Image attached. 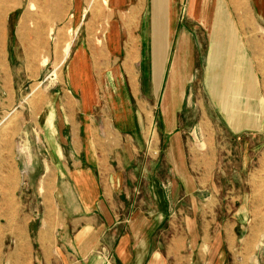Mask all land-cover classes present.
I'll list each match as a JSON object with an SVG mask.
<instances>
[{
    "label": "rangeland",
    "instance_id": "obj_1",
    "mask_svg": "<svg viewBox=\"0 0 264 264\" xmlns=\"http://www.w3.org/2000/svg\"><path fill=\"white\" fill-rule=\"evenodd\" d=\"M90 1H84L86 17L75 33L71 0H0V205L11 202L28 218L42 215L49 194L41 188L48 164L41 129L52 137L73 51L84 41L97 57L95 48L105 44L109 29L108 40L113 28L117 42L119 20L131 44L124 19L136 18L131 32L137 58L129 72L134 92H141L133 110L143 112L146 126L139 154L165 169L163 152L176 134L193 185L178 187L172 197L157 183L163 204L156 212L139 207L148 195L134 186L128 207L118 210L120 220L127 226L146 214L167 237H199L185 248L198 247L204 255L187 264H264V0H162V6L157 0H108L100 17ZM18 18L45 39L36 43L44 48L45 64L23 62L38 48L23 53L16 47ZM68 40L72 46L63 61ZM180 195L185 197L177 203ZM178 260L171 257L168 264Z\"/></svg>",
    "mask_w": 264,
    "mask_h": 264
},
{
    "label": "crops",
    "instance_id": "obj_2",
    "mask_svg": "<svg viewBox=\"0 0 264 264\" xmlns=\"http://www.w3.org/2000/svg\"><path fill=\"white\" fill-rule=\"evenodd\" d=\"M84 1L71 0V17L77 24L73 27L75 33L86 17ZM123 1L115 0V4ZM68 14L65 11L61 15ZM116 23L117 42L113 28L108 40L109 29L105 44L95 48L97 57L84 41L73 51L67 67V89L63 93L65 104L58 110L59 119L53 120L52 137L46 134L45 126L41 129L42 145L48 156L41 188L47 186L48 199L42 215L34 218L15 212L11 202H5L4 207L0 205V264H168L171 257H179L175 264H187L188 258L204 255V250L198 247L185 248L191 237L179 233L167 237L160 231L161 223L157 219L152 222L146 214L137 216L127 226L118 216L119 209L128 207L134 186L143 188V193L148 195L142 198L139 207L156 212L163 204V200L157 201V183L162 190L169 189L173 197L178 187L193 185V175L176 134L163 152L165 169H157V160L149 162L145 155L139 154L142 140L145 142L142 133L146 126L143 112L133 110V102H138L141 92H134L129 72L136 62L131 59L137 58L131 32L136 18L124 19L131 44L125 42L121 21ZM15 33L16 47L23 53L34 44L41 49H35L34 55L24 54L27 60L23 62L38 65L47 62H43L47 59L43 46L36 44L45 39L33 36L27 22L18 18ZM163 45V41L157 44L159 60ZM82 53L87 60L85 72ZM163 171L167 173L164 175ZM146 187L151 190L146 191ZM18 189L19 185L13 191ZM193 193L192 189L189 194ZM183 197L180 195L176 202ZM164 241L167 244L162 247L159 242Z\"/></svg>",
    "mask_w": 264,
    "mask_h": 264
},
{
    "label": "bare ground",
    "instance_id": "obj_3",
    "mask_svg": "<svg viewBox=\"0 0 264 264\" xmlns=\"http://www.w3.org/2000/svg\"><path fill=\"white\" fill-rule=\"evenodd\" d=\"M157 3H158V6L159 5L160 6L163 5L162 0H157ZM107 5H108V0H91L90 1V7L89 8L91 10H92V8H96L97 11H98V16L100 17V16L103 15L104 6H107ZM157 41H158V38H157ZM71 46H72V40H68L65 43L64 48H63V52H64V59H63V61H65V59L69 56V52H70Z\"/></svg>",
    "mask_w": 264,
    "mask_h": 264
}]
</instances>
